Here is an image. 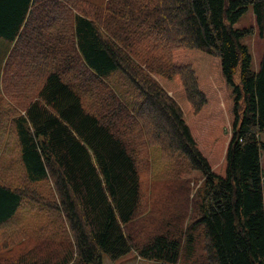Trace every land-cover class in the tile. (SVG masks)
Masks as SVG:
<instances>
[{
    "label": "trees",
    "instance_id": "1",
    "mask_svg": "<svg viewBox=\"0 0 264 264\" xmlns=\"http://www.w3.org/2000/svg\"><path fill=\"white\" fill-rule=\"evenodd\" d=\"M250 5L264 40V0H0V39L29 56L0 104V263L264 264ZM147 167L200 185L175 233L137 241Z\"/></svg>",
    "mask_w": 264,
    "mask_h": 264
},
{
    "label": "rangeland",
    "instance_id": "2",
    "mask_svg": "<svg viewBox=\"0 0 264 264\" xmlns=\"http://www.w3.org/2000/svg\"><path fill=\"white\" fill-rule=\"evenodd\" d=\"M92 2L96 5H103L106 0H85ZM235 28L237 29H249L250 32L244 37L243 43L248 47L251 57L253 69L256 70L259 65V61L264 51V40H262L258 33L255 24V18L253 15L252 6H248L247 11L239 18ZM13 47L0 39V104L2 102L8 103L11 97L8 94L10 85L9 73L13 70L15 73H23L27 68V62L29 56L20 54H11ZM22 89V88H21ZM26 89V88H23ZM6 90V92H5ZM31 92V89L28 90ZM261 141H264V134L260 137ZM261 164L263 170V197H264V151L261 152ZM150 167L143 169L142 178V196L146 195L148 200L143 198L141 208L135 218V221L130 225L129 232L134 240L142 241L149 235L163 232L167 229V223H171L172 232L178 227H181L179 217L181 215L182 206L184 205L182 196L187 199H191L194 191L200 185V180L192 179L188 183L187 187H178L176 181H173L170 185L165 186L162 182H156L153 180ZM149 176L147 178V175ZM180 189V191H179ZM143 204V205H142ZM29 221V220H28ZM20 222L23 223L21 217ZM30 223V221H29ZM180 224V225H179ZM17 226V223L9 224V227L5 231L0 233V241L5 240L8 237H12L13 230ZM177 233V232H176ZM16 248L14 247V251ZM8 264V263H0ZM102 264H155L151 261H145L141 259L135 252H129L120 258L112 261L108 257H103Z\"/></svg>",
    "mask_w": 264,
    "mask_h": 264
}]
</instances>
